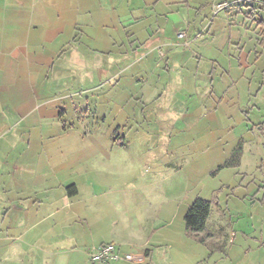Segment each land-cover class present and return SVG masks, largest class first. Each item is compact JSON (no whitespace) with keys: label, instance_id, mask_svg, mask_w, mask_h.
Segmentation results:
<instances>
[{"label":"crops","instance_id":"0c3cea01","mask_svg":"<svg viewBox=\"0 0 264 264\" xmlns=\"http://www.w3.org/2000/svg\"><path fill=\"white\" fill-rule=\"evenodd\" d=\"M212 2L0 0V264H92L103 244L132 256L110 264H200L196 198L218 245L243 207L264 234V115L232 93L245 43L264 54V0ZM186 133L192 168L171 152Z\"/></svg>","mask_w":264,"mask_h":264},{"label":"rangeland","instance_id":"374dc122","mask_svg":"<svg viewBox=\"0 0 264 264\" xmlns=\"http://www.w3.org/2000/svg\"><path fill=\"white\" fill-rule=\"evenodd\" d=\"M252 13L254 15V11ZM248 24L252 25V29L254 28L256 30L263 28L264 31V20L260 22V25H257L258 23H256V21L252 24L249 18ZM257 37L258 39L263 38L258 35ZM254 47L256 48V46ZM255 48H253L249 42L245 43V48L242 53V55L248 57V66L250 70L246 72L247 76L250 75V73L252 74V76L248 78L250 86L248 85L249 83L246 85H238L234 87L232 91V93L237 92V95H235L240 98V103L244 104L242 110L249 114L250 119L254 118L256 114L264 115V69H259L260 65H264V54L260 57L259 51ZM235 57L237 56H234V58ZM222 70L221 72H223ZM185 136L188 138V145L183 149L181 145L176 144V142L185 141ZM176 137L178 138L174 140V149H172L171 152L173 154H177V152L178 154L181 152L188 153V158L191 162L190 166L192 168V163L193 161L197 162L196 156L199 154L198 145L194 143L197 141L196 133L179 134L176 135ZM129 152L137 153V165L139 166L141 157L138 151ZM179 159L175 157L174 163L182 165ZM139 167H141V165ZM158 174L160 175V173ZM195 184L196 183H193L192 187ZM243 209L244 213L241 217L231 216V223L236 238L234 237L231 239L230 237L231 240L229 242L226 241L224 245L221 243L218 245L215 243V238L210 239L211 237L204 235V245L207 243L206 247L209 253L206 259L201 261L200 264H264V234L261 235V226H263V224H261V222H263L261 213H258V211L253 212L250 209H247V211L245 207H243ZM211 232L216 233L214 230ZM188 264H191V261H189Z\"/></svg>","mask_w":264,"mask_h":264},{"label":"trees","instance_id":"16d2710c","mask_svg":"<svg viewBox=\"0 0 264 264\" xmlns=\"http://www.w3.org/2000/svg\"><path fill=\"white\" fill-rule=\"evenodd\" d=\"M240 150L237 149L230 159L220 166L217 170L222 168L232 167L238 162ZM215 203L214 200L205 201L200 198H196L190 204L187 213L184 217V225L186 234L195 239L199 244H204V230L207 220L210 215L211 207Z\"/></svg>","mask_w":264,"mask_h":264},{"label":"built area","instance_id":"2783aa9c","mask_svg":"<svg viewBox=\"0 0 264 264\" xmlns=\"http://www.w3.org/2000/svg\"><path fill=\"white\" fill-rule=\"evenodd\" d=\"M212 12L214 15L223 11L226 7V0H212ZM183 33L177 35L178 39L183 38ZM120 260L132 261L131 255L120 256L114 244H103L89 252V261L92 264H110Z\"/></svg>","mask_w":264,"mask_h":264}]
</instances>
